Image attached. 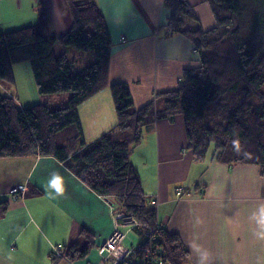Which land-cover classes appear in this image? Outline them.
<instances>
[{
	"label": "crops",
	"instance_id": "0c3cea01",
	"mask_svg": "<svg viewBox=\"0 0 264 264\" xmlns=\"http://www.w3.org/2000/svg\"><path fill=\"white\" fill-rule=\"evenodd\" d=\"M94 1L112 39L109 84H127L135 110L155 100L162 108L161 94L178 88L185 70L198 66L194 45L181 33L170 34L165 0ZM186 1L193 15L185 21L186 29L211 30L216 22L208 0ZM42 12L52 37L71 30L73 16L67 0H0V34L35 25ZM54 51L57 57L73 58L77 68L75 57H86L79 68L95 59L59 42ZM13 73L14 84L0 82V92L13 96L22 108L30 106L37 90L29 64L14 65ZM39 100L43 104L47 98ZM78 113L85 145L118 122L107 87L80 105ZM129 159L151 205L159 204L160 224L179 236L191 264H197L195 247L208 252V264H264V239L257 236L250 219L264 203V172L259 166L225 164L209 155L197 161L188 149L181 115L158 120ZM145 169L151 172L147 184ZM56 170L64 176V193L53 198L46 184ZM122 213L54 157L0 159V264H99L98 249L116 229L125 233L128 247L142 240L132 225L118 220ZM74 224L92 236L78 239L80 249L88 244L86 257L55 260L59 257L55 251L61 253Z\"/></svg>",
	"mask_w": 264,
	"mask_h": 264
},
{
	"label": "trees",
	"instance_id": "16d2710c",
	"mask_svg": "<svg viewBox=\"0 0 264 264\" xmlns=\"http://www.w3.org/2000/svg\"><path fill=\"white\" fill-rule=\"evenodd\" d=\"M67 2L73 25L59 38L50 35L43 12L35 25L0 34L1 83L12 86L13 66L26 63L39 94H72L64 107L51 109L47 104L22 108L0 92V159L43 156L64 162L93 192L138 221L134 231L145 235L146 245L155 240L148 245L152 258L146 264H191L179 236L159 225L157 209L129 157L158 120L181 115L188 149L197 161H205L213 148L217 161L257 165L264 172V0H208L216 22L208 31L186 29L185 21L193 18L186 0H165L167 28L192 42L198 66L185 70L178 88L161 94L162 108L155 100L138 110L127 84H109L112 39L101 9L94 0ZM57 42L95 59L78 69L73 60L56 56ZM106 87L111 88L117 125L85 145L79 106ZM72 126L76 138L59 144L57 135ZM82 236L92 239L74 224L55 260L86 257L88 244L84 249L78 244Z\"/></svg>",
	"mask_w": 264,
	"mask_h": 264
},
{
	"label": "built area",
	"instance_id": "2783aa9c",
	"mask_svg": "<svg viewBox=\"0 0 264 264\" xmlns=\"http://www.w3.org/2000/svg\"><path fill=\"white\" fill-rule=\"evenodd\" d=\"M19 190H22V188H20ZM158 206V203H154V207L156 209ZM118 220H122L123 222L129 221V223L127 224L132 225L131 228L133 230L135 227L139 226L138 221H136L132 217L125 215L124 213L119 214ZM141 238L145 239V235ZM125 241V233H122L121 231L116 229L113 234L106 240V242L103 243L98 249L101 256V262L99 264H146L147 260L152 258V253L150 252L151 250L148 245L151 242H154V239H149L148 245L145 244V246L135 247H128ZM55 255L60 257L61 253L56 250Z\"/></svg>",
	"mask_w": 264,
	"mask_h": 264
},
{
	"label": "clouds",
	"instance_id": "9594fccd",
	"mask_svg": "<svg viewBox=\"0 0 264 264\" xmlns=\"http://www.w3.org/2000/svg\"><path fill=\"white\" fill-rule=\"evenodd\" d=\"M234 146L239 151L240 145L238 141H234ZM46 190L50 197L62 196L64 193V176L58 171H53L50 174V178L46 184ZM250 219L255 223L257 227V236L264 239V203H261L256 211H254ZM194 251L197 255V264H208L209 254L206 250H202L200 247H195Z\"/></svg>",
	"mask_w": 264,
	"mask_h": 264
},
{
	"label": "rangeland",
	"instance_id": "374dc122",
	"mask_svg": "<svg viewBox=\"0 0 264 264\" xmlns=\"http://www.w3.org/2000/svg\"><path fill=\"white\" fill-rule=\"evenodd\" d=\"M76 54H80L82 52H78V51H75ZM88 54H92V53H88ZM78 56V55H76ZM86 58V57H85ZM85 58L84 57H75V60H76V65L78 66V69H81L79 68V65H82L81 67H83V61H85ZM71 60H74L73 58H70ZM85 65V64H84ZM87 65V64H86ZM30 67V65H29ZM85 67V66H84ZM32 79L34 81V78H33V75H32ZM22 82V81H21ZM25 83V82H24ZM26 85H24L25 87ZM110 91H111V88L110 87H107ZM24 91L26 90L23 89ZM37 90V89H36ZM1 91V90H0ZM3 92V91H2ZM263 92H264V88H263ZM112 93V92H111ZM36 95V100H34V103L36 104H40L41 103V97H45L47 98L46 102H42L43 104H47L51 109H58V108H61V107H64L65 104L67 103L68 99L72 96L71 93H63V94H56V95H41L39 94L38 92L35 93ZM40 96V97H39ZM70 96V97H69ZM66 99V101H64ZM17 100V99H16ZM63 101H64V104H63ZM33 103V102H32ZM29 104V105H35L34 103L33 104ZM83 132V131H82ZM76 127L75 126H72V127H69L67 129H65L64 131L60 132L58 135H57V141L59 144L62 145V143H66L67 141H72L76 138ZM142 140V139H141ZM78 144L80 143V140L77 141ZM147 141H145V144H146ZM214 153V149L211 148V151H210V155L209 156H212ZM151 172H149L147 174V169H145V182L147 184V176L150 175ZM10 219L13 220V217L11 216ZM124 223H129V221H124ZM82 240H86V239H82ZM135 246H145V239H142L140 241L139 244H136ZM82 248V247H81ZM83 249V248H82Z\"/></svg>",
	"mask_w": 264,
	"mask_h": 264
}]
</instances>
